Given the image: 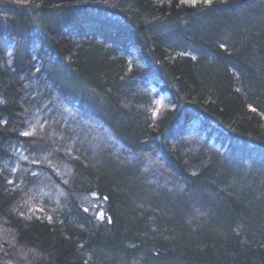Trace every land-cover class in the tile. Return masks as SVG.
I'll return each mask as SVG.
<instances>
[{
	"label": "trees",
	"instance_id": "1",
	"mask_svg": "<svg viewBox=\"0 0 264 264\" xmlns=\"http://www.w3.org/2000/svg\"><path fill=\"white\" fill-rule=\"evenodd\" d=\"M0 264H264V0H0Z\"/></svg>",
	"mask_w": 264,
	"mask_h": 264
},
{
	"label": "rangeland",
	"instance_id": "2",
	"mask_svg": "<svg viewBox=\"0 0 264 264\" xmlns=\"http://www.w3.org/2000/svg\"><path fill=\"white\" fill-rule=\"evenodd\" d=\"M182 2H185V3H187L188 5H190V6H194L195 7V5H198V4H203V5H206L210 0H181ZM47 20H50V21H52L53 20V18L52 17H50V18H48ZM54 20H55V17H54ZM53 20V21H54ZM132 54H135L134 52L133 53H131V55ZM134 60V59H133ZM72 89H76V88H72ZM78 96L79 97H81V94H78ZM152 109H151V114H152V117L153 118H155V117H157V116H159V115H161L164 111H166L168 108H169V103H168V99H167V96L166 95H162V96H159V97H157V98H155V99H153V102H152ZM93 128H95L94 126H92ZM88 131L90 132V133H92L93 134V132H94V130H92L91 128H89L88 127ZM96 129V128H95ZM89 136V135H88ZM84 137H86V136H84ZM94 138V137H93ZM88 139V138H87ZM98 139H100V138H98ZM95 140V139H94ZM91 140H88V143H87V148H89V149H87V150H91ZM93 150H94V147H93ZM57 194V193H56ZM93 204V203H92ZM91 204V205H92ZM91 213H92V210L90 211ZM99 215H100V213H99Z\"/></svg>",
	"mask_w": 264,
	"mask_h": 264
},
{
	"label": "snow or ice",
	"instance_id": "3",
	"mask_svg": "<svg viewBox=\"0 0 264 264\" xmlns=\"http://www.w3.org/2000/svg\"><path fill=\"white\" fill-rule=\"evenodd\" d=\"M222 47H223V45H222ZM253 111H255V109H253ZM24 135H29V133H24Z\"/></svg>",
	"mask_w": 264,
	"mask_h": 264
}]
</instances>
